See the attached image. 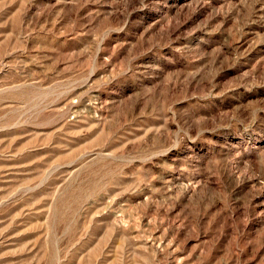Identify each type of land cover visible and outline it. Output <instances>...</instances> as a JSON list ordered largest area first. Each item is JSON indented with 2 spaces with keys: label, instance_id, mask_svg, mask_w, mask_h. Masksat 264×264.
I'll return each instance as SVG.
<instances>
[{
  "label": "rangeland",
  "instance_id": "rangeland-1",
  "mask_svg": "<svg viewBox=\"0 0 264 264\" xmlns=\"http://www.w3.org/2000/svg\"><path fill=\"white\" fill-rule=\"evenodd\" d=\"M0 264H264V0H0Z\"/></svg>",
  "mask_w": 264,
  "mask_h": 264
}]
</instances>
